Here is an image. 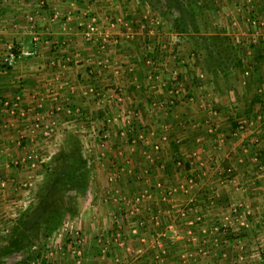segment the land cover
Masks as SVG:
<instances>
[{
	"label": "crops",
	"instance_id": "obj_1",
	"mask_svg": "<svg viewBox=\"0 0 264 264\" xmlns=\"http://www.w3.org/2000/svg\"><path fill=\"white\" fill-rule=\"evenodd\" d=\"M111 1L0 0V176H16L6 162L23 167L35 161L36 155H26L30 151L45 159L74 145L86 152L87 183L99 174L107 178L99 206L105 214L92 220L108 222L110 250L112 228L133 221L124 237L135 250L124 259L119 250L90 252L87 257L97 262L86 264H185L219 258L224 249L232 256L252 255L254 238L264 235V179L255 175L257 157L264 162V59H253L260 46L251 42L249 18H264V0H243L244 9L227 16L232 21L227 33L192 31L196 40L188 44L205 51L195 61L204 70L182 68L180 77H170L172 69L165 67L152 70L166 51L160 52L158 39L153 43L146 14L124 7L116 12ZM172 17L167 11V31L177 33ZM90 25L94 31L87 37ZM8 43L18 54L6 67ZM34 44V55L20 54ZM226 45L230 62L225 52L216 54ZM196 52L186 49L187 55ZM151 70L162 77H151ZM160 98L174 102L158 105ZM104 119L111 124L107 150L92 156ZM192 160L199 161L194 173ZM97 164L102 171L94 170ZM158 178L159 189L153 185ZM88 189L86 184L79 193L87 195ZM136 195L140 202L131 203L128 197Z\"/></svg>",
	"mask_w": 264,
	"mask_h": 264
},
{
	"label": "rangeland",
	"instance_id": "obj_2",
	"mask_svg": "<svg viewBox=\"0 0 264 264\" xmlns=\"http://www.w3.org/2000/svg\"><path fill=\"white\" fill-rule=\"evenodd\" d=\"M111 1V0H110ZM201 3H205L207 14H203V11L196 15V24L198 25L199 31H204V35H209L212 33L213 29L219 28L220 31H224L227 33V29H230L232 25V21L227 16L236 15L235 13L240 12L241 9L243 10L244 4H242L243 0H238L239 3L230 4L227 0H200ZM113 3V8L115 11H119L121 7H124L125 11L131 12L137 11L140 13L143 12L146 14L145 18L147 21V25L145 27H149L150 33L152 38H155L156 41L153 42L154 44L157 43V39L160 42V52L164 49L166 53L162 52L163 57L162 59L158 58L159 66L152 65V70L157 68L165 67L167 71L170 70V77H177V73L179 69L186 68L187 71L189 69L195 68L197 70H204L201 68L202 65H198L195 61H199L201 59V54H204V50L199 48V45H193V48L197 49V55L194 53L192 56L186 54L187 48H192L189 41H191L194 36L192 30L190 28L189 31L184 33H172L167 31L166 16L167 10L166 4L164 0H119V3H114L113 0L110 2ZM120 7V8H119ZM212 11V12H211ZM126 12V13H128ZM133 13V12H132ZM153 13V14H151ZM205 13V12H204ZM233 13V14H232ZM158 14V17L156 16ZM121 19V17H119ZM143 19V21H144ZM137 20L140 21L138 17ZM142 20V18H141ZM115 21V19H114ZM145 21V22H146ZM234 22L235 19L233 18ZM117 22V21H116ZM162 24V25H161ZM149 25V26H148ZM94 28L93 25H90ZM89 26V27H90ZM237 26L242 28L243 24L237 23ZM245 26V25H244ZM88 27V34L87 37L91 36L92 32L89 33L90 29ZM201 29V30H200ZM242 30H244L242 28ZM94 31V30H93ZM191 31V32H190ZM190 34V35H189ZM203 35V36H204ZM227 39L226 42H229V36L223 35ZM151 38V41H153ZM196 40V39H195ZM242 41H244L242 39ZM11 44V43H8ZM7 44V45H8ZM193 44V43H192ZM6 45V46H7ZM153 47L151 43H146L145 46ZM175 46L174 51H172L173 47ZM197 47V48H196ZM199 48V49H198ZM260 50L263 52L264 57V48L260 45ZM192 51V50H191ZM6 52V49H5ZM233 52V51H232ZM171 53V57H170ZM17 55V54H16ZM160 55V53H159ZM4 56V55H3ZM180 56V58H179ZM157 57V56H156ZM146 60H150L147 55L145 56ZM223 58V57H221ZM16 59V58H15ZM254 61H257L255 55L253 56ZM152 60V59H151ZM188 62H184V61ZM154 61V60H153ZM202 59L200 60V62ZM263 61V60H262ZM14 60L12 61V63ZM3 63V62H2ZM10 64H4V66L9 67ZM255 63V62H254ZM254 65H257V64ZM173 65L172 68L170 65ZM188 64L190 66L188 67ZM201 69H199V67ZM150 67H148L149 69ZM194 69V70H195ZM151 70V71H152ZM192 71V73L194 72ZM149 72L151 77H162V72L154 73V71ZM190 71V70H189ZM254 71V70H253ZM173 75V76H172ZM189 75V74H188ZM243 75V74H242ZM226 77V76H225ZM247 77V76H243ZM178 88V87H177ZM167 100V99H166ZM174 100V99H173ZM158 105H165L159 104ZM168 104V103H167ZM108 124L111 126L110 122ZM109 126V128H110ZM100 127V124H99ZM108 127V126H107ZM107 132V131H106ZM83 134V133H82ZM103 140H99L94 142L95 144L91 146L90 150L94 153L95 156L98 153L96 151H106L107 145ZM96 149V150H95ZM155 149V147H154ZM157 150V149H155ZM198 151V147L196 148ZM28 151L26 150L25 153ZM35 153V154H34ZM31 152L27 153L31 155H36L34 157L35 161L26 162V164L22 167L19 163L16 162H6L5 164L13 166L14 172L16 176L14 177H7L5 174L6 172L2 173L5 176H0V247L7 244V240L11 237H18L23 235L24 240H20L18 242V248L22 250L24 253L23 256L11 252L9 254L0 253V264H86L87 261H96L95 257H87L92 252V255H103L105 251H118L120 255L124 259V255L134 256L135 250L134 242L132 240H126L124 236H126V232L131 229L132 222L128 220L120 226H114L112 228V232L114 233V246L113 249L110 250V246L108 245L107 241L105 240L106 237L104 233L107 232L109 229L108 222L105 221L103 218H98V220H92L93 217H103V214H99V206L102 207V196L103 190L106 187V180L107 178L102 177L100 174L98 177L89 178L88 179V186L92 187V189H88L90 192L89 194H82L79 193L77 190V194L72 192H68L63 196L60 195L54 197V199L46 200L53 205H57L60 207L62 216L60 219L56 220V225L54 227L46 230V236L42 237L39 233H34L37 228V223L40 219L42 221H46V217L44 216L45 207L44 205L41 206V202L39 201V190L42 192V189L48 184L51 180V171L55 170L59 167L58 164V156L57 153L51 152L49 154L48 159L43 157V154H38L39 152ZM78 153L80 154L81 158L86 155V152L78 149ZM43 157V161H38V158ZM198 152H196L197 157ZM257 156V155H256ZM256 160L255 165V175L259 177V179H264V162ZM197 161L194 164L192 160L193 169L191 172L197 170L198 167ZM206 164V163H203ZM208 163L207 165H209ZM9 166V167H10ZM46 167V168H45ZM183 168V165L179 166V168ZM48 169V171L46 170ZM94 170L102 171L103 166L97 164L94 167ZM231 173V169H227ZM99 173V172H97ZM194 177V176H193ZM188 179L189 185L194 184V178ZM160 181L158 178L156 181ZM191 180V181H189ZM154 185V184H153ZM163 186V182L160 183ZM87 191V190H86ZM85 193V192H84ZM137 196V195H136ZM129 199H132L131 203H136L133 200V197L129 196ZM140 202V201H139ZM137 202V203H139ZM92 203V204H91ZM90 206H89V205ZM53 207V206H51ZM66 208V210H65ZM262 210V209H260ZM91 212V213H90ZM95 212V213H93ZM257 214L255 215V217ZM260 216H258V219ZM45 219V220H44ZM86 219V220H85ZM89 219V222H88ZM101 219V220H100ZM109 221V220H108ZM230 225V223H228ZM117 232L119 235H117ZM38 235V236H37ZM230 240V238L228 237ZM264 235L256 236L253 242V249L254 252L252 255L247 256L245 254H238L237 256H232L231 250L226 249L223 250L224 256L219 258H197L194 261H190L189 259H185V264H264ZM26 241V243L24 242ZM106 241V242H105ZM25 243V244H23ZM252 243V242H251ZM121 249V250H120ZM133 249V250H132ZM127 251L126 253L123 252ZM129 250V251H128ZM131 251V252H130ZM227 251V252H226ZM249 252V251H248ZM26 253L28 254L26 258ZM107 253V252H105ZM131 253V254H130ZM163 253V252H162ZM182 261V259H180ZM97 262V261H96Z\"/></svg>",
	"mask_w": 264,
	"mask_h": 264
},
{
	"label": "trees",
	"instance_id": "obj_3",
	"mask_svg": "<svg viewBox=\"0 0 264 264\" xmlns=\"http://www.w3.org/2000/svg\"><path fill=\"white\" fill-rule=\"evenodd\" d=\"M166 4L167 11L170 10V13L173 14L172 17V24L174 28L179 33H184L189 31L191 28L192 31L198 32V25L195 22L196 15L201 13L204 8H206L205 3H201L200 0H164ZM190 27V28H189ZM218 37V36H217ZM222 40L227 39L223 36ZM218 37V38H221ZM212 38V37H208ZM208 44L210 41L207 42ZM212 44V41H211ZM209 45L207 46V50L209 52V56L212 57V50H209ZM216 54H220L221 52H225L227 57V62L231 61V55H230V49L229 45H226L224 47V50L216 49ZM15 52V51H14ZM17 54V52H15ZM235 58V57H234ZM255 58L257 61H262L264 59L263 52L259 49L258 52H256ZM236 59V58H235ZM216 61V64L224 65V63L227 62H217V59H214ZM237 61V60H236ZM234 61V62H236ZM177 77H180L179 72L177 73ZM158 100V99H157ZM163 100V98H160L158 102ZM263 162V160H260ZM182 164L181 161H177ZM59 167H57L55 170L51 171V180L43 189L42 192L39 190V201L41 202V206L44 205L45 207V213L44 216L46 217V221H42L40 219L37 223V228L34 231V233H39V235L42 237L46 236V230L47 228L50 229L56 225V220L60 219L62 216L60 207L57 205H53V203H50L51 206L47 208L49 205V202L46 200L54 199L56 196H63L64 194L68 192L75 193L77 190L83 191L87 184V177H86V169H85V160H83L78 153V149L76 145L69 148H64L60 152V155L58 156V164ZM175 166L176 162H175ZM46 168V167H45ZM48 171V169H46ZM66 210V208H65ZM44 219V220H45ZM23 233L20 237H11L9 240H7V244L0 247V253L9 254L11 252H15L21 256H23L22 250L18 248V242L20 240H24ZM38 236V235H37ZM26 243V241H24ZM23 243V244H25ZM28 254L26 253V258Z\"/></svg>",
	"mask_w": 264,
	"mask_h": 264
},
{
	"label": "built area",
	"instance_id": "obj_4",
	"mask_svg": "<svg viewBox=\"0 0 264 264\" xmlns=\"http://www.w3.org/2000/svg\"><path fill=\"white\" fill-rule=\"evenodd\" d=\"M250 23H251V42H254L256 44H258L259 46L261 45V47L264 48V18L263 17H257L255 15H251L250 18ZM90 32H92L94 29L92 26L89 27ZM89 32V33H90ZM36 42V41H35ZM36 44V43H35ZM34 44L32 49L29 50H20V54L23 55H34L36 53V45ZM18 54V53H17ZM17 57L16 53L14 52V45L13 44H8L6 46V52L4 54V56L2 57V62L5 64H10L12 63V61ZM248 70H245L243 72V76H247L248 75ZM165 102H169V104H172L174 102L173 98H170L169 100H166L165 98L163 100H161L159 102V104H163ZM108 122L109 119H104L101 121L100 123V136H99V140H103V138L106 137V131H107V126H108ZM155 149H157V146H155ZM177 167L181 166L180 162H176ZM161 179L160 181H154V187L156 188H161L162 186L160 185L161 183ZM191 181V180H189ZM141 200V195H137L134 197V202H139ZM138 225H143V221H139ZM117 235H119V233L117 232Z\"/></svg>",
	"mask_w": 264,
	"mask_h": 264
}]
</instances>
